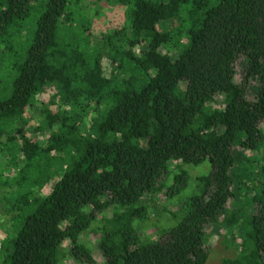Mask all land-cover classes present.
<instances>
[{
	"label": "trees",
	"instance_id": "trees-1",
	"mask_svg": "<svg viewBox=\"0 0 264 264\" xmlns=\"http://www.w3.org/2000/svg\"><path fill=\"white\" fill-rule=\"evenodd\" d=\"M100 5L123 25L97 34ZM1 45L20 53L0 100V264H207L206 226L239 218L244 255L229 264H264V156L247 173L254 212L226 209L249 204L231 191L235 149L264 142V0H0ZM204 164L197 193L143 242L152 197L180 196L182 165Z\"/></svg>",
	"mask_w": 264,
	"mask_h": 264
},
{
	"label": "rangeland",
	"instance_id": "rangeland-1",
	"mask_svg": "<svg viewBox=\"0 0 264 264\" xmlns=\"http://www.w3.org/2000/svg\"><path fill=\"white\" fill-rule=\"evenodd\" d=\"M92 1V0H91ZM90 2V1H89ZM91 3V2H90ZM99 13L101 16H96V22L93 23L94 30L97 34H100L105 28L111 26H115V24L120 27L123 25V10L121 8H107L104 5H100ZM87 8L89 10H93L96 8V5L88 4ZM102 16H105L102 20L100 19ZM33 17L30 19L28 23L23 25V28H27L23 31V37H25L29 33V29H33ZM29 28V29H28ZM26 39V37H25ZM24 39V40H25ZM25 42V41H24ZM3 45L0 46V100L6 99L10 96L12 91V78L13 73L10 71L12 64L17 62L19 56L18 45H14L12 48V53L8 54V56L4 55ZM240 62L238 63V70L241 71ZM239 77V74L236 76ZM257 88V82L252 81L250 88L248 89V97L249 99L254 98L255 92ZM218 103V108H221V101ZM30 126H34V123L31 121L29 123ZM260 129L264 134V122L261 123ZM236 162L237 167L232 168L230 170V187L231 191L236 192L239 197H242L243 200L249 201L248 205H244V203L240 200H232L227 203L226 209L227 212H234L240 209H244V212L251 213L255 210V205L252 203L253 201L259 198L261 195L260 189V181L256 179L254 183L250 184L249 179L247 178L248 171L256 170L258 165L262 164V159L264 156V142L262 146L256 152H241L240 149H235ZM247 157V163H244V158ZM244 163V165H243ZM177 166H181V163H174L170 165V173L175 172ZM182 168L187 172L189 176V181L186 185V189L184 192L174 199H169L164 197L163 195H156L152 197L151 202L148 203V218L144 222H140L137 224V229L139 231L140 237L143 242L151 240L155 237V234L162 229V227H168L171 225V218L169 212L175 211L179 204L187 199L188 197L195 195L197 193V188L195 184V178L203 173L207 172L208 166L206 164L201 165L199 167L191 166V165H182ZM58 176L52 179L42 191L43 195H47L53 184L58 180ZM171 181L167 182L170 184ZM252 185V186H251ZM4 209L0 208V248L2 247L5 239L9 234V221L8 216H4ZM244 224V218H239L238 221L233 226H225L221 223V219L216 221L215 223H210L206 226V243L210 247V255L208 258L207 264H229L231 262L240 260V258L244 255L243 251L240 248V242L243 239V234L241 231L242 225ZM94 228H99L98 224L94 225ZM95 239L93 238L90 232H85L81 235V242H85L87 246L90 247L91 251L94 252L95 249L93 245L95 244ZM69 243L65 242L63 244V251L68 250ZM93 248V250H92ZM62 264H83L80 261L73 260L70 257L65 258V261Z\"/></svg>",
	"mask_w": 264,
	"mask_h": 264
}]
</instances>
